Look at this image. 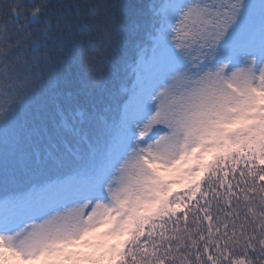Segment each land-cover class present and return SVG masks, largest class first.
I'll return each mask as SVG.
<instances>
[{
  "label": "snow or ice",
  "instance_id": "obj_1",
  "mask_svg": "<svg viewBox=\"0 0 264 264\" xmlns=\"http://www.w3.org/2000/svg\"><path fill=\"white\" fill-rule=\"evenodd\" d=\"M69 7L0 0V264H264V0Z\"/></svg>",
  "mask_w": 264,
  "mask_h": 264
},
{
  "label": "trees",
  "instance_id": "obj_2",
  "mask_svg": "<svg viewBox=\"0 0 264 264\" xmlns=\"http://www.w3.org/2000/svg\"><path fill=\"white\" fill-rule=\"evenodd\" d=\"M137 2H139V0H52V3L57 6H72L66 9V13L70 22H75V20H77L81 15L87 13L94 6L111 3L131 4Z\"/></svg>",
  "mask_w": 264,
  "mask_h": 264
}]
</instances>
